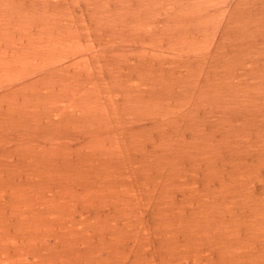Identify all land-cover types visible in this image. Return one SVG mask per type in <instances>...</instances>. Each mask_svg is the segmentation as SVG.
<instances>
[{
    "label": "rangeland",
    "instance_id": "374dc122",
    "mask_svg": "<svg viewBox=\"0 0 264 264\" xmlns=\"http://www.w3.org/2000/svg\"><path fill=\"white\" fill-rule=\"evenodd\" d=\"M0 264H264V0H0Z\"/></svg>",
    "mask_w": 264,
    "mask_h": 264
}]
</instances>
